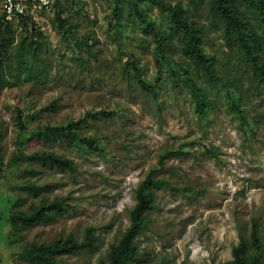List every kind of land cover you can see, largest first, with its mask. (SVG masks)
<instances>
[{
    "label": "rangeland",
    "instance_id": "1",
    "mask_svg": "<svg viewBox=\"0 0 264 264\" xmlns=\"http://www.w3.org/2000/svg\"><path fill=\"white\" fill-rule=\"evenodd\" d=\"M131 1L168 31L166 19L140 0H121L118 34L117 25L109 24L114 0H62L63 26L55 8L9 23L15 40L27 35L26 42H35L32 52L47 72L36 70L0 88V264H33L20 256L21 245L68 235L81 242L88 229L93 248L63 255L58 264L106 263L110 245L130 224L136 188L151 168L172 187L155 191V208L135 241L136 264H225L233 248L249 240L254 223L264 233V79L245 64L205 0H166L181 3L204 28V51L212 56L216 75L236 88L246 119H239L223 91L170 36V55L214 102L197 111L186 86L175 85L156 63L154 43L131 14ZM246 15L261 33L257 17ZM76 53L83 54V63ZM132 64L150 84L158 74L155 92L141 89ZM17 110L27 133L84 118L81 136L97 138L98 146L76 148L50 136L28 140L27 133H19ZM43 150L71 159L73 169L30 158ZM14 156L16 163L7 167ZM27 181L37 185L36 196L28 192ZM56 198L63 202L61 214L30 226L18 242L8 239L13 208L29 210L42 199Z\"/></svg>",
    "mask_w": 264,
    "mask_h": 264
},
{
    "label": "trees",
    "instance_id": "2",
    "mask_svg": "<svg viewBox=\"0 0 264 264\" xmlns=\"http://www.w3.org/2000/svg\"><path fill=\"white\" fill-rule=\"evenodd\" d=\"M145 4H150L158 12L162 19H166L168 31L162 29L150 11L140 8L135 1H131L130 12L137 14L139 28L146 36H150L154 43L155 60L158 66H164L169 72L172 82L178 85L181 82L188 89L197 111L204 112L208 106H213L214 102L204 91L203 87L198 84L191 72L184 67L178 65L177 61L170 55L171 43L170 36H175L179 41L180 50L188 56L194 67L203 72L205 79L218 90L223 91V98L229 107H232L235 114L241 121L246 119L245 113L239 106L238 97L235 95L236 88L226 84L214 72V61L211 55L204 51V28L195 20L188 16V10L179 2H169L166 0H140ZM194 1V0H192ZM202 1V0H200ZM212 16L222 23V29L226 37L234 41V45L243 55L245 64L251 68L253 74L264 79V62L261 59L264 52V0H205ZM62 2V1H61ZM57 3L55 6L56 17L61 20L60 25L63 26L62 4ZM114 8H112L109 24L117 25L115 31L119 33L121 22V0H114ZM243 6V9L242 7ZM252 13L257 17L261 28V33L255 29L254 21L249 20L246 15ZM21 20H29V17H21ZM4 23L0 15V88L10 83V80H20L27 78L36 70H45L44 62L32 52L34 41L26 42L27 35L15 40L14 33L9 26ZM78 62L83 63L84 57L82 53H76L74 57ZM134 74L137 78L141 89L147 92H155L158 86L159 76L155 77V83L150 84L143 79L141 71L136 64H132ZM159 68V67H158ZM159 75L161 74V68ZM23 76V77H22ZM42 77V76H41ZM18 112V128L19 133L25 135V123L22 119V110ZM107 115L104 111H101ZM90 113H87L89 115ZM86 115V116H87ZM95 116L94 114H90ZM85 119H80L63 125H45L43 128H37L27 133L28 140L42 139V137L50 136L49 139H64L66 142L76 148L82 145L97 148L98 139L89 136H81L79 127ZM182 152H186L181 146ZM209 152H211L209 150ZM22 154V153H19ZM30 158L42 163L55 164L57 167L73 169L71 159L54 151H35L30 154ZM17 157L6 164L7 167L16 163ZM0 160L2 158L0 157ZM2 164V162H0ZM157 170L151 168L146 176L138 184L135 197L136 203L130 212V224L120 235L117 242L112 243L106 255V263L103 264H136L138 260V252L136 246V238L147 225L146 215L155 208V191L160 188H170L169 180L157 175ZM28 192L33 196L37 195V185L27 181L25 184ZM177 190H187L190 193L194 190L190 187H175ZM61 199L52 201L41 200L39 205L29 207V210L19 207L13 208L10 212L7 222L9 223L8 239L11 242H18L23 237V231L30 226L43 221L47 222L53 218L55 214H61L64 207ZM90 231V229H88ZM86 232L84 240L79 242L68 235L64 238L53 240L50 243L31 242L20 247V256L33 264H58L63 255H74L81 251L93 248V235ZM164 264V263H162ZM225 264H264V233L260 232L257 224L254 223L252 231L247 242L242 241L235 246L232 251V259Z\"/></svg>",
    "mask_w": 264,
    "mask_h": 264
},
{
    "label": "built area",
    "instance_id": "3",
    "mask_svg": "<svg viewBox=\"0 0 264 264\" xmlns=\"http://www.w3.org/2000/svg\"><path fill=\"white\" fill-rule=\"evenodd\" d=\"M62 0H1V17L4 23L21 17L36 18L41 13L54 10Z\"/></svg>",
    "mask_w": 264,
    "mask_h": 264
}]
</instances>
